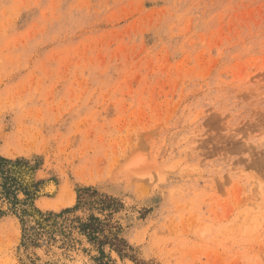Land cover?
Here are the masks:
<instances>
[{
  "label": "rangeland",
  "instance_id": "374dc122",
  "mask_svg": "<svg viewBox=\"0 0 264 264\" xmlns=\"http://www.w3.org/2000/svg\"><path fill=\"white\" fill-rule=\"evenodd\" d=\"M0 156V264H264V0H0Z\"/></svg>",
  "mask_w": 264,
  "mask_h": 264
},
{
  "label": "trees",
  "instance_id": "16d2710c",
  "mask_svg": "<svg viewBox=\"0 0 264 264\" xmlns=\"http://www.w3.org/2000/svg\"><path fill=\"white\" fill-rule=\"evenodd\" d=\"M12 162V160H10V159H7V158H5V157H2V156H0V174L2 175V177L4 178V182H2V185H1V187H0V192H1V194L2 193H4V196H6V197H8L9 196V192L7 191V190H5V189H10V187H11V185H8V178L9 177H6V176H4L7 172H9V168L8 169H5L4 168V165H2V164H4V163H6V164H8V163H11ZM5 169V170H4ZM8 185V186H7ZM27 195H29V193H27ZM82 197H83V194H82V192L80 193V195H79V201H81V199H82ZM9 198V197H8ZM18 199L16 198V201H17ZM117 241V240H116ZM113 244V243H112ZM116 249L120 252V253H123V251H122V248L120 247H116Z\"/></svg>",
  "mask_w": 264,
  "mask_h": 264
},
{
  "label": "bare ground",
  "instance_id": "6f19581e",
  "mask_svg": "<svg viewBox=\"0 0 264 264\" xmlns=\"http://www.w3.org/2000/svg\"><path fill=\"white\" fill-rule=\"evenodd\" d=\"M4 151V150H3ZM47 189L52 191L55 189V185L53 183L49 184L47 186ZM69 203L68 199L66 196L64 197L63 195L57 200V201H52V202H44L43 207L45 208H60L61 206L67 205Z\"/></svg>",
  "mask_w": 264,
  "mask_h": 264
}]
</instances>
